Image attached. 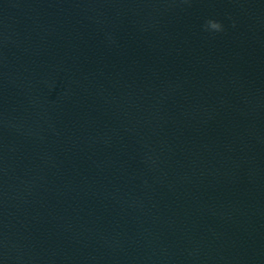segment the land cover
Here are the masks:
<instances>
[{"label": "water", "instance_id": "95a60500", "mask_svg": "<svg viewBox=\"0 0 264 264\" xmlns=\"http://www.w3.org/2000/svg\"><path fill=\"white\" fill-rule=\"evenodd\" d=\"M0 264H264V0H0Z\"/></svg>", "mask_w": 264, "mask_h": 264}, {"label": "clouds", "instance_id": "9594fccd", "mask_svg": "<svg viewBox=\"0 0 264 264\" xmlns=\"http://www.w3.org/2000/svg\"><path fill=\"white\" fill-rule=\"evenodd\" d=\"M235 26V25H233ZM204 30L210 32H222L224 31V26L221 22L215 19H208L205 21Z\"/></svg>", "mask_w": 264, "mask_h": 264}]
</instances>
